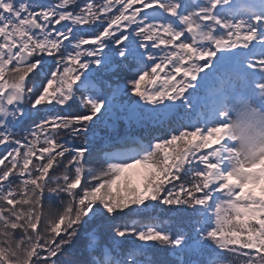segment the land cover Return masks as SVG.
<instances>
[{
  "label": "snow or ice",
  "instance_id": "1",
  "mask_svg": "<svg viewBox=\"0 0 264 264\" xmlns=\"http://www.w3.org/2000/svg\"><path fill=\"white\" fill-rule=\"evenodd\" d=\"M242 102L264 112V0H0V264H264ZM121 122L146 142L97 149Z\"/></svg>",
  "mask_w": 264,
  "mask_h": 264
},
{
  "label": "clouds",
  "instance_id": "2",
  "mask_svg": "<svg viewBox=\"0 0 264 264\" xmlns=\"http://www.w3.org/2000/svg\"><path fill=\"white\" fill-rule=\"evenodd\" d=\"M247 102L230 110L229 136L235 144L238 158L251 160L264 152V112L254 116Z\"/></svg>",
  "mask_w": 264,
  "mask_h": 264
},
{
  "label": "trees",
  "instance_id": "3",
  "mask_svg": "<svg viewBox=\"0 0 264 264\" xmlns=\"http://www.w3.org/2000/svg\"><path fill=\"white\" fill-rule=\"evenodd\" d=\"M201 95H203V92H201ZM126 131H128V127L123 122H121L116 127V129H112L110 127L105 126L104 124H101L100 127L97 129V137H98L96 141L97 149L104 148L105 144L112 145V150L119 149L121 147L120 139L123 137H126L125 136ZM156 135H159V133H156ZM131 136L138 138V141L140 142H146V140L144 139V134L142 130L140 129L132 130ZM127 145L133 149L137 147V144L132 146L130 145V143H128ZM5 150H6V147L3 145H0V154H3ZM100 154L101 156L103 155L102 152Z\"/></svg>",
  "mask_w": 264,
  "mask_h": 264
}]
</instances>
